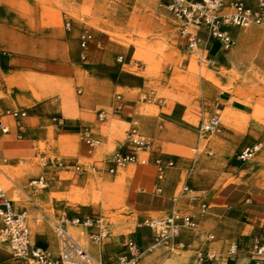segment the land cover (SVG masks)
<instances>
[{"label":"crops","instance_id":"0c3cea01","mask_svg":"<svg viewBox=\"0 0 264 264\" xmlns=\"http://www.w3.org/2000/svg\"><path fill=\"white\" fill-rule=\"evenodd\" d=\"M3 11L0 38H20L21 49L0 48V123L10 130L7 134L0 131V189L18 210L29 215L33 242L58 255L54 224L89 216L88 209L94 208V218L104 217L110 233L102 247L91 244L81 229L70 224L67 228L104 262L115 260L123 250V240L130 237L144 252V262L195 264L203 250L214 249L226 256L230 244L242 241L232 264H251L250 250L264 238V186L247 180L222 184L219 176L202 170L196 164L200 135L188 121L190 116L203 118L206 113L209 119L229 108L250 114L248 109L229 106V100L221 98L225 93L204 81L200 92L181 89L183 95L174 97L177 91L171 86V75L164 85L169 89L165 96L145 94L146 82L135 87L110 75V68L116 65L111 45L101 35L94 34L88 60L83 62L79 42L85 28L82 24L72 20V28L67 30L64 19L62 25L46 23L31 9L17 15L11 7L4 6ZM46 32L55 38L51 56L44 50ZM135 90L140 93L133 94ZM117 95L122 96L124 107L114 114L110 108ZM102 110L108 112L104 122L98 120ZM14 111L22 113L21 127L9 114ZM134 124L154 141L151 159L160 157L174 164L163 175L153 164H130L116 174L107 172L114 154L130 153L126 137ZM85 128L102 141L96 151L90 152L82 142L80 132ZM190 151L197 156H190ZM41 153L71 164L94 165L102 173L50 171L45 174L46 190L33 189L30 182L44 174L36 160ZM78 190L83 193L81 201L75 202ZM94 192L100 193V201H94ZM174 210L194 215L199 231L183 230L172 245L155 246L154 231L141 223ZM110 214L114 223L109 222ZM209 235L215 240L207 241ZM5 252L0 246V260L6 259Z\"/></svg>","mask_w":264,"mask_h":264},{"label":"rangeland","instance_id":"374dc122","mask_svg":"<svg viewBox=\"0 0 264 264\" xmlns=\"http://www.w3.org/2000/svg\"><path fill=\"white\" fill-rule=\"evenodd\" d=\"M163 3L164 0H0V14L7 6L13 15L31 9L50 24L62 25L66 18L77 21L111 45L116 66L110 68V75L135 87H143L146 82L145 94L165 96L169 89L164 85L170 75L171 86L177 91L174 97L188 90L200 92L203 81L213 85L217 92L225 93L221 98L229 100V106H244L250 114L230 108L216 112L222 117L221 132L199 138L200 159L196 164L207 174L219 176L222 184L247 180L264 186V29L232 30L234 49L225 52L216 44L213 63L199 65L196 56L190 57L182 49L176 24ZM44 40L48 43L44 47L46 55H53L55 38L46 32ZM20 41L15 36L1 37L0 48L19 52ZM120 57L122 62L118 61ZM181 89L184 90L180 92ZM137 93L140 91L133 92ZM208 117L207 113L203 118L190 116L188 121L200 135V126ZM255 145L260 146L258 152L243 160V151ZM189 155L195 158L197 153L190 151ZM82 193L78 190L75 202L81 201ZM94 195V201H100V193ZM96 212L89 208L87 213L96 217ZM109 217V222L116 221L114 215ZM0 246L7 250L6 259L0 263L24 264L11 256L7 246ZM143 259L137 264H159L158 260Z\"/></svg>","mask_w":264,"mask_h":264},{"label":"built area","instance_id":"2783aa9c","mask_svg":"<svg viewBox=\"0 0 264 264\" xmlns=\"http://www.w3.org/2000/svg\"><path fill=\"white\" fill-rule=\"evenodd\" d=\"M163 7L176 24L179 41L182 49L190 57L196 56L199 65L213 63L212 53L214 45L218 44L225 52L231 51L236 46V40L232 34L234 29H249L252 27L264 29V0H255L248 3L243 0H164ZM67 30L72 28V21L64 20ZM81 60H88V50L95 42L94 33L84 28L80 34ZM119 62L123 58L118 59ZM145 100L150 102L145 96ZM122 96L117 95L110 112L119 114L123 110ZM17 121L22 115L19 111L9 112ZM108 112L102 110L98 113V120L104 122ZM55 121H58L55 119ZM222 117L214 115L200 126V137L215 135L221 132ZM0 131L9 133V128L0 123ZM82 142L90 152L96 151L102 146V141L92 134L89 129L80 132ZM21 138V135L19 136ZM129 154L116 153L111 159V168L108 173L116 174L118 169L130 164L148 166L153 164L160 175H163L173 163H165L162 158L151 159L155 150L154 141L144 135L137 124L132 125L126 137ZM260 146L248 147L243 151L242 159L252 158ZM36 160L44 174L30 182L33 189H46L48 181L46 172L72 171L74 175L84 173H102L94 165L85 166L80 163H67L58 156L38 154ZM188 191V188H185ZM202 211L207 210L206 205ZM67 224L81 229L88 241L96 247H102L110 238L105 218L91 216H77L71 220L55 224V233L59 240L60 250L54 255L46 248L36 245L32 240V231L29 215L26 211H20L15 207V202L9 199L0 189V244L9 248L11 256L24 264H137L144 256L140 246L130 237L122 242V252L113 261L104 262L96 258L92 253L68 230ZM141 226L147 227L155 233V246L172 245L183 230L197 232L200 223L196 217L181 210H174L163 218H151L143 221ZM94 230V231H91ZM203 237V236H201ZM207 241H214L215 236L209 235ZM242 241L230 244L226 256L219 254L214 249L201 251L195 264H232L234 257L241 249ZM251 264H264V238L254 243L250 250ZM2 264V263H0Z\"/></svg>","mask_w":264,"mask_h":264}]
</instances>
